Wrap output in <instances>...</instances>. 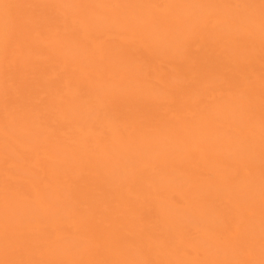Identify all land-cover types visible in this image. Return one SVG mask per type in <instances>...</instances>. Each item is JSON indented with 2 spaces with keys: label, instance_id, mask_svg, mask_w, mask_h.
<instances>
[{
  "label": "bare ground",
  "instance_id": "obj_1",
  "mask_svg": "<svg viewBox=\"0 0 264 264\" xmlns=\"http://www.w3.org/2000/svg\"><path fill=\"white\" fill-rule=\"evenodd\" d=\"M0 264H264V0H0Z\"/></svg>",
  "mask_w": 264,
  "mask_h": 264
}]
</instances>
